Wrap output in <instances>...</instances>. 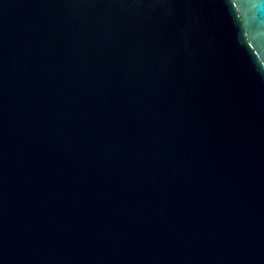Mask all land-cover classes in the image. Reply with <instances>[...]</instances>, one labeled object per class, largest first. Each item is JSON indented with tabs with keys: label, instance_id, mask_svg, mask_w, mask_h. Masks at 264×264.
<instances>
[{
	"label": "water",
	"instance_id": "95a60500",
	"mask_svg": "<svg viewBox=\"0 0 264 264\" xmlns=\"http://www.w3.org/2000/svg\"><path fill=\"white\" fill-rule=\"evenodd\" d=\"M0 264H264V0H0Z\"/></svg>",
	"mask_w": 264,
	"mask_h": 264
}]
</instances>
